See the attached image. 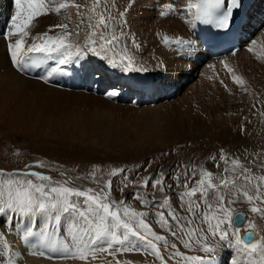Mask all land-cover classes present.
Instances as JSON below:
<instances>
[{"label": "bare ground", "instance_id": "obj_1", "mask_svg": "<svg viewBox=\"0 0 264 264\" xmlns=\"http://www.w3.org/2000/svg\"><path fill=\"white\" fill-rule=\"evenodd\" d=\"M188 2L189 0H136L135 7L128 16L131 28H125L124 31L134 34L140 45L139 49L132 46L133 35H129L127 39L121 40L118 49L107 54L113 57L115 52V58L119 61L120 49L127 45L129 55L133 57L132 67L127 70L111 67L106 60L85 50L86 77L84 83L76 89L51 86L18 72L8 53L9 41L0 36V126L13 133L30 128L33 124L35 130L40 127L51 129L50 134L44 129L43 133H48L47 138L56 141L60 150H65V147L78 150L82 146H88V150L101 147L108 151H120L127 146L129 140H134L140 147L146 145L145 150L155 147L157 142L165 145L191 141L195 143L193 150L183 159L193 167H202L205 163L203 166L210 167L214 178L222 174V169L226 166L231 167L233 158H238L246 167H256L259 175L257 165L264 164V18H256V25L251 28L245 48L234 55L215 58L198 53V61L195 62L181 53L187 48L186 45H165L160 39L161 36H168L187 41L191 25L188 21L192 16L185 11L182 18L171 14L162 18L159 12L164 10L163 5L166 3H172L178 9H186ZM256 2L258 6L262 4L261 0ZM116 3L119 10L123 11L127 0H116ZM14 12V0H0V24L6 26V32L9 31L10 18ZM76 12L73 7L61 14L49 13L38 17L28 30L26 43H32V36L42 34L61 22L68 23L70 30L74 32L78 23ZM59 32V29H54L49 34L57 35ZM253 40L256 41L255 45L252 44ZM71 42L84 45L83 27L79 37L73 35ZM249 47H252V52L248 51ZM187 53L195 57L193 51ZM220 61H224L228 67L225 68ZM140 74L147 75L155 83V92L149 95L151 99L137 104L131 100H120L116 95H109L113 90L117 93V90L125 89L132 80L141 82ZM233 76L242 79L243 84L235 83ZM102 86L106 87L103 92L105 94L101 92ZM133 95L135 93L131 92L129 97ZM159 107L167 110L171 108L174 114L159 113L154 121L151 118L147 120L144 127L138 128L132 124V129L129 117V120L122 117L128 113L139 112L150 115L159 110ZM162 123L164 125L160 127ZM151 125L156 127L155 139L152 138L154 133L150 130ZM31 130L34 131L33 128ZM35 134L33 132L29 136ZM221 149L227 157V165L219 161L217 154L220 155ZM213 157L216 158L215 162ZM218 163L220 167L216 166ZM228 175L231 176V173ZM155 195L158 197L159 192L156 191ZM175 201L173 206L179 210ZM240 205L248 206L247 203ZM244 212L247 217V212ZM44 223L40 219V225ZM256 223L259 229L264 230V220L257 219ZM62 226L63 231L55 232L52 239L66 242L71 249L73 243L68 235L70 227L66 224ZM31 227L35 232L40 231L35 222ZM24 228L25 221L15 226L11 224L8 229L3 228L11 245L10 252L17 254V264H88L80 259L62 258L63 248L41 243L38 238H31V243H22L18 236ZM243 232L244 227L241 225L240 234ZM162 234L168 236L169 233ZM260 238V235H256L254 241ZM168 242L171 244L170 240ZM160 248L165 257L164 261L153 257L147 249L142 254L130 251L125 255L135 259L138 256L140 260L154 259L156 264H185L183 256H195L193 252L185 249L179 251L165 245ZM33 251L42 252L44 255H31ZM176 252H180L181 256H175ZM199 253L196 255H200ZM218 257L221 264H229L230 258L236 257H239L240 264H245V254L229 249L226 244L220 246Z\"/></svg>", "mask_w": 264, "mask_h": 264}, {"label": "snow or ice", "instance_id": "obj_2", "mask_svg": "<svg viewBox=\"0 0 264 264\" xmlns=\"http://www.w3.org/2000/svg\"><path fill=\"white\" fill-rule=\"evenodd\" d=\"M136 0H127L124 10L120 11L116 0H14L15 12L11 16L9 31L4 34L8 43V53L13 67L24 74L30 68H39L49 60L55 61V67L50 68L44 76L45 83L56 74H65L64 67L69 64H80V69L87 71L84 52L92 53L106 60L111 67H122L130 69L133 57L129 55L128 46L120 49L119 61L107 54L109 51L118 49L122 39L133 35L132 46L139 49L134 34L126 33L125 28L131 25L128 16L133 11ZM76 8L78 23L75 31L70 30L68 23L61 22L52 26L48 31L32 36V43H26L29 28L38 17L49 13L61 14L70 8ZM160 17L166 18L170 14L183 17L184 12L192 16L188 21L193 28L196 22L211 25L218 30L230 31L236 23V17L243 9V0H189L186 9H178L172 3L163 5ZM81 27L84 29V45L71 42L73 35L79 37ZM59 29L57 35L49 33ZM162 42L165 45L185 46L189 42L180 38L164 36ZM253 40L252 44L255 45ZM252 52V47H249ZM235 54V53H234ZM221 64L227 68L224 61ZM209 67H212L211 65ZM231 72V69H229ZM233 81L243 84L242 79L233 76ZM112 91L109 95H116ZM215 162V157L212 158ZM219 161L227 165V157L223 149ZM250 163H252L250 161ZM220 167L218 163L216 165ZM260 174L257 175L256 167L244 166L238 158L231 160V167H225L224 172L217 177L213 173L201 170L199 179L188 177L184 173L185 181L183 191L177 199L181 202L187 217L180 216L174 209L167 211V216L175 222V227L185 232L184 225H192L195 219H199L201 227L187 234L184 247L191 249L194 245L198 252L203 255L183 256L185 264H221L218 251L222 244L229 249H235L237 253L245 254V264H264V230L258 228L257 219L264 220V164H258ZM124 169H114L112 176L124 172ZM231 173V176L228 175ZM0 175H5L0 172ZM9 178L0 181V224H12L15 226L25 221V228L18 238L22 243H31V238H38L41 243L64 249L62 258L80 259L86 261L91 255L95 258L96 253H107L115 258V255L123 252L140 251L141 249L130 241V237L143 243L145 248L151 249L152 255L164 261L162 249L155 242L163 241L164 245L175 249V243L169 244L165 236L158 235L152 230L146 217L148 213H140L124 205V201L110 200L112 182L109 180L104 188L94 191L93 189H80L68 185L53 182L52 178L39 173H23L26 177H35L40 183L33 179L13 178L18 174L9 173ZM173 179L179 185L180 177ZM125 188L128 187V177L124 176ZM218 181V182H217ZM195 186H190L191 184ZM151 186L159 193L165 192V187L171 189L172 184L165 185L163 173L155 180L145 177L138 185L139 187ZM107 189V191H105ZM123 191V189H121ZM134 198L141 204L150 203L144 199L139 192ZM186 202V203H185ZM241 203L250 205L246 217L243 212H237L234 206ZM170 197L165 196L164 206H169ZM122 211V214H121ZM161 228H169L172 236L177 232L169 226L164 212L155 213ZM20 218V220L17 219ZM192 217L194 219H189ZM39 218V219H38ZM40 219L45 223L40 225ZM69 222L70 231L68 235L73 243L69 248L66 242L52 239L55 232L63 231L64 222ZM35 222L40 231H33L31 224ZM51 222V223H49ZM135 222V223H133ZM241 225L244 227L245 235H240ZM206 226V227H205ZM52 228V231H49ZM123 229L122 232H118ZM260 235L259 240L254 241V236ZM151 237L152 239H149ZM155 241V242H154ZM131 243V247L128 245ZM11 245L5 238L3 227H0V249L6 259L0 260V264H17V254L10 252ZM31 255H44L33 251ZM175 256H181L176 252ZM116 264H121L116 261ZM229 264H240L239 257L230 258Z\"/></svg>", "mask_w": 264, "mask_h": 264}, {"label": "rangeland", "instance_id": "obj_3", "mask_svg": "<svg viewBox=\"0 0 264 264\" xmlns=\"http://www.w3.org/2000/svg\"><path fill=\"white\" fill-rule=\"evenodd\" d=\"M160 39H162V36L160 37ZM158 109L159 110H156L155 108L156 111H153L152 113H150V115L139 112L138 114L128 113L127 115L122 117L125 119L127 118L126 120L130 119L133 122H131L130 124V128L132 129L134 127H144V124L147 120L149 121V119L151 118L154 121L155 116H157L158 118L157 114L159 113L161 115L174 114V110H172L171 108L167 110L165 107H159ZM159 117L165 118V116ZM164 121H166V119H164ZM132 124H135V126L133 127ZM163 125L164 123L160 124V127H163ZM34 126L35 125L33 124L32 127L20 130L17 133H13L10 130H7L5 127L0 126V172L5 174L0 175V181L9 178L7 174L13 173L18 174L13 178L33 179L34 182L40 183V181L36 180L35 177H26L23 175V173L35 172L51 177L53 182L58 181L63 184L67 181L68 185L72 187L80 189H93L94 191H98L104 188V185L109 180H111L112 186L109 197L110 200H123L124 205L130 207L132 210H137L136 212L140 213H148L149 215L146 217L145 222L148 223L152 230L158 235L165 236L167 240L171 241V244L175 243L177 245V247L175 248L176 250H189L193 252L194 255L199 253L195 248V245L193 246L194 249L193 247L191 249H187L183 245L184 240L187 239L186 231L192 232L194 229H199L202 226L201 224L198 225V223H200V220L195 219V223H193L192 226L188 224L184 225L185 232L182 233L184 236V240H182L180 238L182 235L180 229L177 230L176 227H174L175 222L167 216V211L169 209H174L177 213L180 212L178 214L182 217L188 216V213L183 209V205L177 199L179 193L184 190V173L187 172L189 178H192L193 173H195V179H199L201 170L209 172L211 171L210 167L203 166L205 163L202 164V167H193L192 164L189 165V162L183 159L185 158V156H187V154H189L191 149L193 150V146L195 145V143H192L191 141H185V143L177 142L176 144V142H173V144L171 143L162 145V143L157 142L155 147L144 150V147H146V145L140 147L134 142V140H129V142H127V146L121 148L120 151L117 149H115V151H108L101 147H96L94 151L92 149L88 150V146H82V149L80 148L78 150L69 148L67 149V147H65V150H60L56 141H52L47 138V135L50 134L51 129L47 130L44 127H40L38 130H35ZM32 128L34 130L33 132L36 133V137H34L35 135L32 137L29 136V134L33 133L31 130ZM43 129L46 132H49V134H44ZM54 129H56V126ZM150 130L152 133H154L152 135V138L155 139V135H157V132H155L156 127L151 125ZM21 131L24 132L21 133ZM150 138L151 137H149V139ZM191 154L195 156L194 153ZM217 155L220 156L219 154ZM114 169H124L125 171L119 173L117 176H112L111 172ZM212 172L213 171H211V173ZM223 172L224 168L222 169V173ZM161 173H163L165 176V185L172 184L173 187L171 189L165 187V192L159 193V198L155 195L156 190L152 189L150 184L147 188L138 186L145 177H149L150 180H155L160 177ZM177 175L180 177L179 185H177V182L173 179V177ZM124 176L128 177L127 188H125L124 186L126 183L125 181H123ZM190 186H195V184L193 183ZM121 189H123V191H121ZM105 191H107V189H105ZM137 192L142 194L144 199L148 200L150 203L141 204L137 199H135L134 194ZM165 196L170 197L169 206L163 205ZM174 201L178 204L179 210H177L176 207L173 206ZM249 207V204L248 206L237 204L234 206V209L246 211L247 215L250 216L251 214L248 212ZM157 212H164L166 215L165 218L168 217L166 219L168 220L169 226L178 233L177 236H175L176 239L174 238V236H172L169 228H160L161 226L158 222V217L155 215V213ZM18 218L19 217H17V219ZM189 219L194 218L189 217ZM65 224L70 227L69 222L65 221L63 225ZM2 226L4 229H8L11 227V224H1L0 227ZM122 231L123 229L118 230V232ZM164 232L167 234L169 233L168 236L163 235L162 233ZM149 239L152 238L149 237ZM130 241L135 242V244L141 249L140 251H138L139 253H144L145 249L151 252V249L145 248L143 243L140 241H136L135 238L130 237ZM161 242L162 243H155H157L158 247H161L162 245H164L163 241ZM128 246L131 247V243ZM0 251V258L2 256L1 260L6 259L3 254V250L0 249ZM125 253L126 252L116 254L115 258L108 255L107 253H96L95 258L89 255L86 262L88 264H116V261L118 260L121 262V264H146L145 262H147V264H156L154 259L152 261L149 260V262L147 259L140 260L138 256L136 257V259L134 257L128 258ZM199 254L203 255V253L201 252ZM130 259H132L133 262ZM138 259L140 262L138 261Z\"/></svg>", "mask_w": 264, "mask_h": 264}, {"label": "water", "instance_id": "obj_4", "mask_svg": "<svg viewBox=\"0 0 264 264\" xmlns=\"http://www.w3.org/2000/svg\"><path fill=\"white\" fill-rule=\"evenodd\" d=\"M237 212H241V211H237ZM245 235V231L243 233H241V236L243 237Z\"/></svg>", "mask_w": 264, "mask_h": 264}]
</instances>
